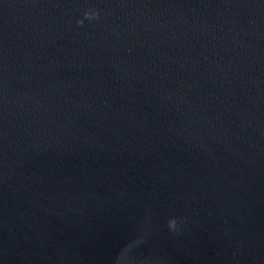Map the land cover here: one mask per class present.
<instances>
[{
  "label": "water",
  "instance_id": "95a60500",
  "mask_svg": "<svg viewBox=\"0 0 264 264\" xmlns=\"http://www.w3.org/2000/svg\"><path fill=\"white\" fill-rule=\"evenodd\" d=\"M0 264H264V0H0Z\"/></svg>",
  "mask_w": 264,
  "mask_h": 264
},
{
  "label": "clouds",
  "instance_id": "9594fccd",
  "mask_svg": "<svg viewBox=\"0 0 264 264\" xmlns=\"http://www.w3.org/2000/svg\"><path fill=\"white\" fill-rule=\"evenodd\" d=\"M83 15L85 18H87L89 20L98 19L99 18V11L96 9H89V10L85 11ZM77 23L82 25L83 20H77ZM168 226L170 229H175L176 228V220L174 218L170 219L168 221Z\"/></svg>",
  "mask_w": 264,
  "mask_h": 264
}]
</instances>
